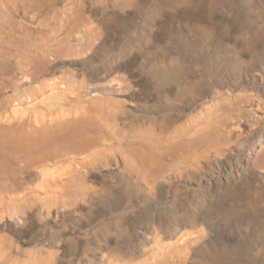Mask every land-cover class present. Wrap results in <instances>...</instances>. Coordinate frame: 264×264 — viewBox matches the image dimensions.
<instances>
[{"label": "bare ground", "instance_id": "bare-ground-1", "mask_svg": "<svg viewBox=\"0 0 264 264\" xmlns=\"http://www.w3.org/2000/svg\"><path fill=\"white\" fill-rule=\"evenodd\" d=\"M0 264H264V0H0Z\"/></svg>", "mask_w": 264, "mask_h": 264}]
</instances>
